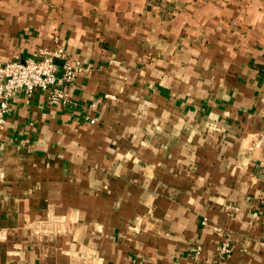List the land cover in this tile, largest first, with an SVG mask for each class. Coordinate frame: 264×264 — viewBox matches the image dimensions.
I'll return each mask as SVG.
<instances>
[{"label": "crops", "instance_id": "1", "mask_svg": "<svg viewBox=\"0 0 264 264\" xmlns=\"http://www.w3.org/2000/svg\"><path fill=\"white\" fill-rule=\"evenodd\" d=\"M158 1L0 0V63L78 67L8 102L0 264H264V0Z\"/></svg>", "mask_w": 264, "mask_h": 264}, {"label": "built area", "instance_id": "2", "mask_svg": "<svg viewBox=\"0 0 264 264\" xmlns=\"http://www.w3.org/2000/svg\"><path fill=\"white\" fill-rule=\"evenodd\" d=\"M58 60L62 62L61 65H58ZM77 72L78 67L66 59L63 48L57 44L52 49L39 50L35 57L0 63V125L4 121L9 100L21 90L30 95L39 88L45 92L48 103L67 105L69 99L64 84L72 82ZM218 252L227 255L228 245H221ZM126 264L137 262L130 259Z\"/></svg>", "mask_w": 264, "mask_h": 264}, {"label": "rangeland", "instance_id": "3", "mask_svg": "<svg viewBox=\"0 0 264 264\" xmlns=\"http://www.w3.org/2000/svg\"><path fill=\"white\" fill-rule=\"evenodd\" d=\"M160 3H161V1H158V0H146V5L148 6V7H150V5H154V6H160ZM167 11V9H166V7H165V10L163 11L164 13ZM162 12V13H163ZM159 13H160V15H161V11L159 10ZM163 13V15L162 16H164V17H166V14H164Z\"/></svg>", "mask_w": 264, "mask_h": 264}]
</instances>
